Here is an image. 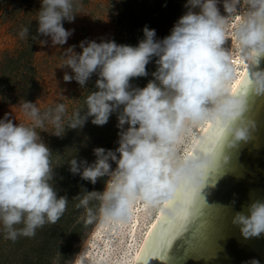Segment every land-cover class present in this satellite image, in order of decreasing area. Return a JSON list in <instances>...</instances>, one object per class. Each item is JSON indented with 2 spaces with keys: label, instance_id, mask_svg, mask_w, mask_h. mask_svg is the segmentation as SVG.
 <instances>
[{
  "label": "clouds",
  "instance_id": "clouds-1",
  "mask_svg": "<svg viewBox=\"0 0 264 264\" xmlns=\"http://www.w3.org/2000/svg\"><path fill=\"white\" fill-rule=\"evenodd\" d=\"M220 3L186 0L187 11L163 39L145 25L136 46L84 40L76 52V46L70 45L59 66L71 70L65 71L63 80H75L84 88L93 74L97 76L96 90L86 97V107L65 119L63 103L41 112L35 102L25 100L21 107L31 126L14 123L7 113L0 119V222L7 239L34 236L46 223L55 224L67 208L68 197L58 196L54 186L52 150L40 136L45 124L53 126L52 135L62 137L68 129H82L89 118L103 126L113 113L118 121V147L94 148L92 162L75 156L67 162L72 174L93 185L107 177L103 191L85 189V194L77 195L76 207L84 209V223H94L98 215L104 221H126L137 198L153 208L173 201L164 209L172 220L185 214L189 190L196 188L199 193L207 169L227 160L219 146L246 137V128L236 126V121L246 110L247 90L234 93L230 89L236 72L227 46L232 39L228 36L231 19L241 13L231 31L247 64V89L264 93V70L258 68L264 58V0H222L223 14ZM77 14L74 0H40L32 38L41 45H47L48 39L39 37L50 38L53 47L67 44L74 29H66L64 22H74ZM19 35L29 36L30 28H23ZM154 57L153 79L142 88L133 87L131 80L147 76V65ZM206 122L211 127L199 137L193 154L183 155L178 147L182 136ZM218 128L222 131L217 137ZM227 133L233 140L227 139ZM93 201L97 206H92ZM195 218L193 212L192 222ZM233 223L245 238L264 234V201L255 200L246 212H236Z\"/></svg>",
  "mask_w": 264,
  "mask_h": 264
},
{
  "label": "rangeland",
  "instance_id": "rangeland-1",
  "mask_svg": "<svg viewBox=\"0 0 264 264\" xmlns=\"http://www.w3.org/2000/svg\"><path fill=\"white\" fill-rule=\"evenodd\" d=\"M185 4L186 0H74L76 19L64 22V27L74 32L67 44L53 47L50 38L39 37L48 39L47 45L32 38L36 35L40 0H0V119L7 113L14 123L31 126V119L21 107L25 100L35 102L41 112L63 103L65 119L83 110L86 97L96 90L97 76L93 74L84 88L75 80L65 82L64 73L71 70L59 68L64 62V49L75 45V51L80 52L79 43L84 40H115L118 44L136 46L143 39L145 25L156 30L157 39H163L187 11ZM218 6L223 14L222 0ZM25 27L30 28V35L21 38L19 33ZM156 59L147 65V76L131 80L133 87L142 88L153 79ZM117 123V115L113 113L103 126L92 124L89 118L82 129H68L62 137L52 135L54 128L48 123L47 132L36 129L52 150L54 186L58 196L68 197L67 208L55 224L46 223L34 236H19L15 241L6 238L0 222V264H94L96 254L88 252V246L98 230L105 228L103 233L106 232L107 227L102 225L106 221L98 215L94 223L86 225L84 209L76 207L80 198L77 195L85 194V189L103 191L107 177L93 185L72 174L67 162L74 156L78 161H94L96 147L115 150ZM188 138L184 137L181 143ZM112 167L115 168L114 162ZM97 204L92 202L94 207Z\"/></svg>",
  "mask_w": 264,
  "mask_h": 264
},
{
  "label": "water",
  "instance_id": "water-1",
  "mask_svg": "<svg viewBox=\"0 0 264 264\" xmlns=\"http://www.w3.org/2000/svg\"><path fill=\"white\" fill-rule=\"evenodd\" d=\"M258 68L264 70V58ZM247 71L234 91L247 90L246 110L236 121V126L246 128V137L219 146L227 160L207 169L199 193L196 188L189 190L185 220L171 237L168 234L173 232L177 219L166 214L164 209L171 207L173 201L166 202L134 264H251L253 260L264 264V234L245 238L233 223L236 212H246L255 200L264 201V93L247 89ZM210 127L211 124L202 136ZM221 131L216 130L217 137ZM227 139L233 140L231 133H227ZM189 200H195L194 222Z\"/></svg>",
  "mask_w": 264,
  "mask_h": 264
},
{
  "label": "bare ground",
  "instance_id": "bare-ground-1",
  "mask_svg": "<svg viewBox=\"0 0 264 264\" xmlns=\"http://www.w3.org/2000/svg\"><path fill=\"white\" fill-rule=\"evenodd\" d=\"M241 17L242 13L231 19L228 32V36L232 39L227 46L231 49L232 63L236 72V77L230 84L232 92L235 91L247 71V64L240 55L238 42L231 31ZM210 124L211 122H206L204 125L195 126L191 134L187 135L189 136L188 141L184 143L181 142L186 136L181 138L178 147L182 148L183 155L191 154L199 137ZM166 202L159 208H153L137 198L130 205L129 217L126 221L107 220L106 224H102L107 227L106 232L103 233L105 228H100L102 230L94 234L87 250L96 254L94 264H134L149 231L159 219ZM105 242H107L106 246L102 249Z\"/></svg>",
  "mask_w": 264,
  "mask_h": 264
},
{
  "label": "snow or ice",
  "instance_id": "snow-or-ice-1",
  "mask_svg": "<svg viewBox=\"0 0 264 264\" xmlns=\"http://www.w3.org/2000/svg\"><path fill=\"white\" fill-rule=\"evenodd\" d=\"M189 205H190V207L193 208V212H195V210H196L195 200H189ZM184 220H185V214H181L180 216H178L176 223L174 225H172L173 232L168 234L169 237H171L175 233V230L182 225ZM165 223L167 224L169 222L166 221Z\"/></svg>",
  "mask_w": 264,
  "mask_h": 264
},
{
  "label": "built area",
  "instance_id": "built-area-1",
  "mask_svg": "<svg viewBox=\"0 0 264 264\" xmlns=\"http://www.w3.org/2000/svg\"><path fill=\"white\" fill-rule=\"evenodd\" d=\"M223 10V9H222Z\"/></svg>",
  "mask_w": 264,
  "mask_h": 264
}]
</instances>
